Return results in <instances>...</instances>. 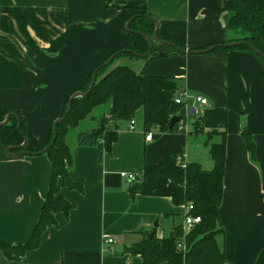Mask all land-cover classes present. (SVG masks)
Segmentation results:
<instances>
[{
    "label": "crops",
    "instance_id": "0c3cea01",
    "mask_svg": "<svg viewBox=\"0 0 264 264\" xmlns=\"http://www.w3.org/2000/svg\"><path fill=\"white\" fill-rule=\"evenodd\" d=\"M251 1L256 5L264 2ZM141 10L152 15L162 35L186 50H200L231 38L226 0H0V107L19 111L24 117L28 148L47 142L50 126L60 117L65 101L106 56L129 45L126 23ZM124 62H132L141 75L173 77L178 93L200 95L207 103L190 100L172 105L171 113L179 116L172 132H144L137 114L133 130L129 123L120 125L117 139L104 151L101 163L95 147L79 146V132L68 140V132L66 141L72 151L69 176L81 182L82 189L60 186L58 194L72 203V209L67 216L56 213V224L20 260H10L0 251V264H143L140 255L123 253L124 247L141 240L143 231L167 237L173 226L182 223L185 206L174 205L166 196L132 195L133 181L120 173L142 175L145 164L156 165L170 155H182L185 163L194 161L210 169L209 144L221 140L218 133L207 135L212 130L225 132L219 217L226 261L264 264V84L260 61L243 49L188 53L165 45L145 61L129 57L116 65ZM197 117H201L203 130L194 133ZM149 132L148 140L145 135ZM243 133L253 138L254 160ZM50 175L46 155L8 156L0 137V238L11 245L28 239ZM107 237L115 242L106 243Z\"/></svg>",
    "mask_w": 264,
    "mask_h": 264
},
{
    "label": "trees",
    "instance_id": "16d2710c",
    "mask_svg": "<svg viewBox=\"0 0 264 264\" xmlns=\"http://www.w3.org/2000/svg\"><path fill=\"white\" fill-rule=\"evenodd\" d=\"M102 1L110 3L112 0ZM226 2L231 37L226 43L245 40L264 54V2L259 5L251 0H226ZM136 15L129 25L132 31L125 30L129 45L121 49H132L144 54L148 50V42L138 32L152 35L154 23L152 15L144 10ZM158 36L172 42L159 31ZM180 47L185 49L183 46ZM156 48L154 41L151 53ZM217 49H243L252 53L263 66L261 79L264 84V57L262 55L244 44L235 47L218 46L214 50ZM118 50L111 52L88 74L80 91L87 90L93 71ZM125 55L136 57L130 52H120L111 63L97 70L96 80L90 92L84 97L74 98L70 111L63 120L56 124L54 140H52L51 124L48 140L44 145L36 149H30L27 146L24 148L32 152L30 155H37L51 143L42 153L46 155L51 164V175L39 217L28 239L22 244L11 245L0 238V251L8 259L20 260L27 251L36 249L44 231L56 224V213L62 212L67 216L72 209V203L58 194L60 186L82 189V183L73 181L69 176L72 151L66 141V136L68 130L76 127L81 120L92 113L93 109L100 105H109L99 125L91 130L79 132L76 141L79 146L95 147L98 163L102 162L104 151L109 150L111 144L116 141L120 125L129 123L130 120L136 118L139 112L142 115L141 125L144 132L151 130L172 132L176 129L178 122L169 128L170 119L173 116L171 106L176 105L174 98L179 91L175 79L141 75L130 65L119 64L110 67L117 58ZM66 103L67 101L63 105L60 117L65 113ZM10 112L12 111L0 107V122ZM14 113L20 117V128L17 126L15 116H11L6 125L0 126V137L5 147L21 144L23 135L26 136L24 117L19 111ZM200 120L201 117H197L193 123L194 133L203 130ZM217 133L221 135V140L209 144L208 147V154L213 163L212 168L204 169L194 161L181 165L177 162V155H170L163 157L156 165L145 164L141 178L134 180L130 188L132 195L138 193L147 196H166L176 206L191 204L190 214L200 216L201 221L188 230H184L182 223H179L173 226L167 237L162 238H157L154 233L143 231L142 239L124 247L123 253L140 255L143 264L161 262L167 264H230L226 261L224 250L220 248L224 234L219 217V207L223 198L225 132L212 130L207 132V135L211 137ZM242 137L251 159L254 160L255 143L251 134L243 133ZM21 150L15 149L12 152L17 153ZM182 241L186 246L185 252L178 248V244Z\"/></svg>",
    "mask_w": 264,
    "mask_h": 264
},
{
    "label": "water",
    "instance_id": "95a60500",
    "mask_svg": "<svg viewBox=\"0 0 264 264\" xmlns=\"http://www.w3.org/2000/svg\"><path fill=\"white\" fill-rule=\"evenodd\" d=\"M137 15H133L129 20L128 22L126 23V30H130L132 31L130 28H129V25L131 23V21L136 17ZM152 21L154 23V30H153V34L152 35H149L147 33H142V32H138L140 35H142L143 37H145V39L147 40L148 42V50L144 53V54H140V53H137L136 51L132 50V49H120L118 51H116L115 53H113L104 63H102L99 67H97L93 73H92V76H91V80H90V83H89V86L87 88L86 91H76L75 93H73L67 100V103H66V110H65V113L62 117H59L58 119H56L55 121H53L52 123V140L55 139V134H56V124L58 122H60L61 120H63V118L67 115V113L70 111L71 109V102L74 98L76 97H84L86 96L90 90L92 89L94 83H95V80H96V74H97V70L102 67V66H107L109 63H111V61L114 59V57L120 53V52H130L132 53L133 55H136V56H139V57H147L150 55L151 53V50H152V46H153V42L154 41H157L158 43L160 44H164V45H167V46H171V47H175L178 51H181V52H188V53H207V52H210L212 50H214L216 47L218 46H222V47H235V46H239L241 44H244V45H247L249 46L251 49H253L256 53L262 55L264 57V54L254 48V46L245 41V40H241V41H235V42H228V43H218V44H214V45H210L206 48H203V49H200V50H193V49H189V50H186V49H182L180 46H177L174 42H171V41H168V40H164L162 38H160L158 36V23L157 21L152 18ZM133 32H137V31H133ZM194 112V107L191 109V113ZM11 116H15L16 119H17V126L18 128H20V117L17 113H14V112H10L8 114L5 115L4 117V120L2 122H0V126H4L8 123L9 121V118ZM179 121V116L177 115H173L170 119V124H169V128H171L176 122ZM20 133L22 134V132L20 131ZM23 135V134H22ZM51 145V143L49 145H47L46 147H44L40 152L39 154H42L44 153L48 147ZM27 146V137L25 135H23V141L21 144L19 145H15V146H7L5 147V153L8 155V156H11V157H17V156H22V155H30L32 154L31 151H28V150H25L24 148H26ZM15 149H22L20 152H17V153H13L12 151L15 150ZM24 149V150H23ZM152 237V235H151Z\"/></svg>",
    "mask_w": 264,
    "mask_h": 264
},
{
    "label": "built area",
    "instance_id": "2783aa9c",
    "mask_svg": "<svg viewBox=\"0 0 264 264\" xmlns=\"http://www.w3.org/2000/svg\"><path fill=\"white\" fill-rule=\"evenodd\" d=\"M190 100H192L194 102H198L202 105L207 103L206 98H204L200 95L191 96L186 91H182V92L178 93L174 98V103L180 104V105H183V104L185 105ZM134 128H135V121H134V119H132L129 122V129L133 130ZM145 138L148 140L151 139V132L147 133L145 135ZM177 162L181 165L182 164L185 165V162L183 161L182 155L177 156ZM120 176L125 178V179L131 180V181H134V180L141 178V175H136V174L127 173V172H121ZM184 208H185V213L183 215L182 226H183L184 230H188L192 226L198 224L201 221V218H200V216L190 214V210L192 209L191 204H189L188 206H185ZM105 240H106V243H109V244H112L115 242L114 238H112V237H107ZM178 248L181 249L182 252H185L186 246H185L183 241L178 244Z\"/></svg>",
    "mask_w": 264,
    "mask_h": 264
},
{
    "label": "rangeland",
    "instance_id": "374dc122",
    "mask_svg": "<svg viewBox=\"0 0 264 264\" xmlns=\"http://www.w3.org/2000/svg\"><path fill=\"white\" fill-rule=\"evenodd\" d=\"M153 18V17H152ZM155 44L157 47H164L165 45L164 44H160L158 43L157 41H155ZM157 49V48H156ZM129 57H132V56H128V55H125V56H121L120 58H117L114 63H112V65L110 67H113L114 65H116V63L121 59H128ZM134 57V56H133ZM132 57V58H133ZM148 57V56H147ZM147 57H134L133 59H136V61H145V59ZM130 65H132L133 67V63L132 62H129ZM122 65H125L127 64L126 62L124 63H120ZM109 67V68H110ZM135 68V65L134 67ZM136 69V68H135ZM108 107L109 105L108 104H104V105H100L98 107H96L95 109H93L92 113H90L86 118H84L83 120H81L78 125L76 127H72L68 130L69 132V137H68V140L71 138V137H74L78 132H83V131H88V130H91L93 127L95 126H98L99 125V121L101 120V118L104 116V114L108 111ZM137 119L139 121V123L141 124V121H142V115H141V112L138 113V116H137ZM112 127H113V124H112ZM183 165V164H182ZM220 248L222 250L223 249V246L222 244L220 243Z\"/></svg>",
    "mask_w": 264,
    "mask_h": 264
}]
</instances>
